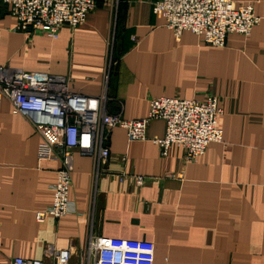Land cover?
<instances>
[{
	"label": "crops",
	"instance_id": "crops-1",
	"mask_svg": "<svg viewBox=\"0 0 264 264\" xmlns=\"http://www.w3.org/2000/svg\"><path fill=\"white\" fill-rule=\"evenodd\" d=\"M156 1L97 0L81 25H62L56 38L15 31L0 3L1 66L64 77L81 94L104 93L106 113L124 119L146 116L149 99L160 96L211 94L222 110V140L193 161L180 145L161 155L152 141H129L116 126L95 180V157L75 149L71 212L38 222L35 213L52 203L60 163L38 159L40 134L3 98L0 264L14 257L55 264L61 249L70 251L67 264H85L90 233L149 240L154 264H264V0H234L252 3L260 20L248 35H227L221 47L187 30L175 37L153 13ZM164 129L163 119H152L147 135Z\"/></svg>",
	"mask_w": 264,
	"mask_h": 264
},
{
	"label": "built area",
	"instance_id": "built-area-1",
	"mask_svg": "<svg viewBox=\"0 0 264 264\" xmlns=\"http://www.w3.org/2000/svg\"><path fill=\"white\" fill-rule=\"evenodd\" d=\"M0 3L8 6L15 21V31H41L56 38L62 25H81L96 7L97 0H0ZM152 10L164 18L165 26L175 37L187 30L215 47L223 46L229 34L248 35L260 20L252 3L234 0H158ZM3 98L11 102L14 114L28 118L40 134L38 159L58 160L60 163L52 184V203L35 213L38 222L71 212L72 202L68 194L75 149L93 154L97 180L109 157L106 138L113 127L123 128L129 141H152L161 155H166L171 145H180L188 161L200 156L209 143L222 140V130L217 123L222 110L217 97L211 94L202 100L153 97L149 99L146 116L124 119L106 113L104 93L97 96L81 94L71 91L64 77L0 65V104ZM152 119L164 120L162 136L148 137L147 128ZM135 182L142 186L144 177L136 176ZM84 250L85 264H89L90 259L92 264H154V243L146 239L90 233ZM54 257L55 264H67L70 251L61 249L54 253ZM11 264L45 263L14 257Z\"/></svg>",
	"mask_w": 264,
	"mask_h": 264
}]
</instances>
